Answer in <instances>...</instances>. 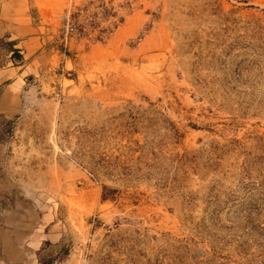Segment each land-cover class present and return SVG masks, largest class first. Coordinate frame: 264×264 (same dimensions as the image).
I'll return each instance as SVG.
<instances>
[{"label":"rangeland","instance_id":"obj_1","mask_svg":"<svg viewBox=\"0 0 264 264\" xmlns=\"http://www.w3.org/2000/svg\"><path fill=\"white\" fill-rule=\"evenodd\" d=\"M0 5L55 41L0 86L9 264H264V0Z\"/></svg>","mask_w":264,"mask_h":264},{"label":"crops","instance_id":"obj_2","mask_svg":"<svg viewBox=\"0 0 264 264\" xmlns=\"http://www.w3.org/2000/svg\"><path fill=\"white\" fill-rule=\"evenodd\" d=\"M6 10L7 9L4 6L1 8L0 5V37H6L7 43L13 45L14 51H17L21 58H15L9 61L10 64L8 62L7 66H4L2 69L0 68V86L5 85L8 81H11V83L6 86V89L12 88V90H7L6 93L9 92L8 95L16 97V95L20 92V89H24L27 85V79L40 76V74L46 71L42 66L36 67L35 63L38 62L43 64V60L48 58L47 51L52 49V43H55V41L49 40L52 37L51 33L43 34L41 32V28L43 27L46 30L49 29L40 23H33L31 26H25L13 24L8 19L5 20L3 17ZM37 45L40 46L39 50H36ZM34 48L36 52L30 56V52H32V49ZM27 56H30V58ZM16 60H18L19 66L14 65L13 61ZM23 62H26V64H23ZM6 106L3 105L2 107L1 105L2 108H6ZM5 111L15 112L16 110L9 107ZM15 220L16 221L14 222L6 220V222L2 224L18 225L19 227L17 229L15 228L16 230L14 234L19 236H28L31 234L33 230L30 227L35 224L34 221L29 219L24 220L22 218H16ZM21 230L22 232H20ZM10 234L11 231H9V229L6 230L0 228V264H9V260L6 259L5 255L10 252L14 242H17V245H19V241L11 240ZM17 245L14 246L17 247Z\"/></svg>","mask_w":264,"mask_h":264},{"label":"built area","instance_id":"obj_3","mask_svg":"<svg viewBox=\"0 0 264 264\" xmlns=\"http://www.w3.org/2000/svg\"><path fill=\"white\" fill-rule=\"evenodd\" d=\"M64 21V30H63V42L67 43L68 39L74 37L78 34V25L73 20L71 15L65 16L63 18Z\"/></svg>","mask_w":264,"mask_h":264},{"label":"trees","instance_id":"obj_4","mask_svg":"<svg viewBox=\"0 0 264 264\" xmlns=\"http://www.w3.org/2000/svg\"><path fill=\"white\" fill-rule=\"evenodd\" d=\"M15 58H21L17 51H13V59Z\"/></svg>","mask_w":264,"mask_h":264}]
</instances>
